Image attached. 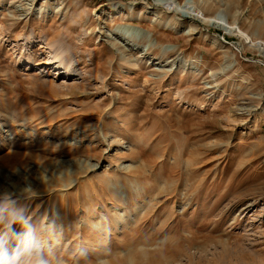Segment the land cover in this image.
<instances>
[{
    "label": "rangeland",
    "instance_id": "obj_1",
    "mask_svg": "<svg viewBox=\"0 0 264 264\" xmlns=\"http://www.w3.org/2000/svg\"><path fill=\"white\" fill-rule=\"evenodd\" d=\"M263 43L264 0H0V190L49 264H264Z\"/></svg>",
    "mask_w": 264,
    "mask_h": 264
},
{
    "label": "clouds",
    "instance_id": "obj_2",
    "mask_svg": "<svg viewBox=\"0 0 264 264\" xmlns=\"http://www.w3.org/2000/svg\"><path fill=\"white\" fill-rule=\"evenodd\" d=\"M21 191L29 198L35 196L30 186ZM43 232L44 229L34 223L31 208L16 195L15 185L0 190V264H49ZM76 258V264L80 261L88 264L87 250L79 247ZM56 264H65V261L59 259Z\"/></svg>",
    "mask_w": 264,
    "mask_h": 264
},
{
    "label": "bare ground",
    "instance_id": "obj_3",
    "mask_svg": "<svg viewBox=\"0 0 264 264\" xmlns=\"http://www.w3.org/2000/svg\"><path fill=\"white\" fill-rule=\"evenodd\" d=\"M205 4H207V3H205ZM160 6H161V8H162V11H163V13L165 14V15H168L169 16V14H172L173 16H171V19H172V21H173V25H175L177 28H179V27H181L182 25H183V22H184V20H186V19H191V21H193V19H195V18H197V17H202V16H204V14H203V12L208 8V6H206L205 8H202V5H201V3H199V2H196V4L192 7V6H190L188 3H185V13H186V17L184 18V19H181L180 18V16H178L179 15V13L180 12H178L177 11V9L174 7V6H172V7H169L170 6V4H167V6L166 5H161L160 4ZM203 19V23H206V24H208V25H211V24H217V25H219V26H221V22L219 21H217V20H214L213 18H211V17H203L202 18ZM223 25V24H222ZM196 30V28H192L190 31H195ZM191 34V33H190ZM57 42H58V46L61 48V49H63V51L65 52V55H63L64 57H61L60 58V60H62V58H64V59H66L67 58V56H69L70 54L72 55V47L71 48H69L68 46H67V42L65 41V39L62 37L59 41L57 40ZM51 44V43H50ZM49 44V45H50ZM54 44V43H53ZM264 44V43H263ZM52 45V44H51ZM50 45V48L52 47ZM43 49V48H42ZM56 58H54L53 60H51V63H55V62H57L58 61V59H57V57L58 56H55ZM69 58V57H68ZM63 62H65V60L63 61ZM68 63V62H67ZM48 64V63H47ZM65 64V63H64ZM135 238V237H134ZM136 238H143V237H136ZM136 238H135V240H136ZM141 242V241H140ZM171 244V243H170Z\"/></svg>",
    "mask_w": 264,
    "mask_h": 264
},
{
    "label": "built area",
    "instance_id": "obj_4",
    "mask_svg": "<svg viewBox=\"0 0 264 264\" xmlns=\"http://www.w3.org/2000/svg\"><path fill=\"white\" fill-rule=\"evenodd\" d=\"M264 63V62H263Z\"/></svg>",
    "mask_w": 264,
    "mask_h": 264
}]
</instances>
